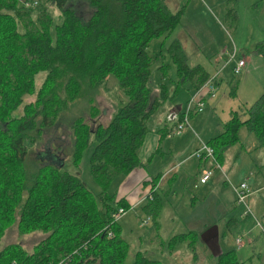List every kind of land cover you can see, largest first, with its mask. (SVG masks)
<instances>
[{
    "label": "trees",
    "instance_id": "trees-1",
    "mask_svg": "<svg viewBox=\"0 0 264 264\" xmlns=\"http://www.w3.org/2000/svg\"><path fill=\"white\" fill-rule=\"evenodd\" d=\"M70 1L86 3L93 9L86 23L67 7ZM163 3L0 0V240L14 223L21 236L37 231L45 235L30 254L19 244L4 247L0 264L125 263L129 244L114 216L131 205L124 199L114 203L109 188L117 177L128 176L141 166L138 152L148 134L147 123L164 102L172 99L166 82L151 85L152 67L163 57L164 43L180 24L184 10L171 13ZM50 5L59 11L56 17ZM225 16L234 30L235 12L229 9ZM155 39L162 40L161 51L151 57L147 48ZM169 50L176 68L177 80L169 79L175 84V94L184 84L195 93L213 76L203 65L190 67L177 48ZM255 52L264 58V42ZM167 68L165 64L159 67L163 79ZM42 74L45 78L37 87L36 78ZM112 82L121 95L116 96L108 123L96 121L100 112L93 99H88V121L76 118L70 125L71 144L65 150L68 162L61 160L29 173L25 162L30 148L55 125L66 104L74 102L82 90L108 93ZM237 84L235 81L231 88L233 97ZM263 106L264 93L253 106L243 109L245 119L233 113L223 131L207 141L218 163L224 151L239 143L242 127L264 147ZM91 141L94 148L89 170L100 190L97 194L66 170V165L78 169ZM154 187L147 195L151 200L147 199L142 209L155 218L162 202L152 192ZM189 234L172 237L170 242ZM130 264L163 263L137 252ZM214 264L244 262L238 260L235 251H226L217 253Z\"/></svg>",
    "mask_w": 264,
    "mask_h": 264
},
{
    "label": "rangeland",
    "instance_id": "rangeland-1",
    "mask_svg": "<svg viewBox=\"0 0 264 264\" xmlns=\"http://www.w3.org/2000/svg\"><path fill=\"white\" fill-rule=\"evenodd\" d=\"M164 2L169 12L175 13L183 8L184 14L180 24L164 43L163 57H159L152 67L151 85L162 83L161 75L164 72L162 73L159 67L168 65L164 82L171 87L172 99L165 102V105L176 104L184 110L183 112L187 110V101L194 91L184 84L175 94L173 92L175 84L172 85L173 83L169 82V79L177 80L176 68L172 63L169 48L173 51L177 48L190 67L201 64L206 67L208 73L219 74L215 98L206 96L203 112L195 114L194 118L190 117L188 120L189 126L194 124L196 130L194 132L197 135H199L198 132H202L208 137L212 135L210 132L214 124L222 123L223 125L235 112L239 118L245 119L247 116L243 114V109L253 106L264 93V58L255 52L257 45L264 42V0H164ZM67 7H70L83 23L88 21L91 14L89 12H92L82 2L70 1ZM49 8L52 16L56 17L59 14L53 5ZM229 9H232L237 16V26L234 30L231 29L230 19L225 16ZM161 42V39H155L149 44L147 53L151 57L159 55ZM173 43L175 44L172 45ZM233 54L235 57L232 59ZM214 56L216 60L211 59ZM239 58H244L246 66L240 75L234 77L232 67ZM44 78V74L36 78L37 87L42 84ZM235 81L238 84L233 97L230 93ZM109 87L111 88L108 93L101 89L94 94L82 90L74 102L66 104L55 125L45 130L40 140L30 148L25 162L29 173L32 174L44 165L61 160L68 162L69 158L65 150L69 149L71 144L70 125L76 118L88 121V99H93L95 107L100 112L96 121L102 125L108 123L116 107V96L121 95L116 83L112 82ZM91 94L92 97H90ZM159 112L155 117L159 115ZM238 137L239 143L229 148L231 149L228 153L231 155L230 161H226L227 158L224 160V165L228 164L229 168L228 178H226L232 185L245 183L251 194L246 199L245 205L232 207L233 191L228 184H225L221 188L224 190L221 201L225 211L223 207L211 209L214 220L220 218L219 224L212 231H205V233L208 236L217 231L220 233L219 243L215 245L213 243L212 247H209L210 252H216L219 247H222L225 252L235 251L238 260L244 264H264V147L259 145L255 136L245 127L239 130ZM60 147L63 148L61 151ZM93 148L94 143L91 141L78 169L66 165V170L80 177L84 185L97 194L100 190L94 183L89 170V157ZM126 177H117L109 188V194L114 195V203L124 199L131 205L130 209L118 219L121 236L128 242L130 249L124 264H130L137 252L159 261L160 255L167 250L169 238L175 233L185 232L181 224L176 225V222L178 217L192 212L193 191L188 186L184 189L183 185H180L175 196L169 200L164 196L166 201L163 199L158 216L154 218L142 209L147 204L149 183H143L142 177L136 180L129 179L125 183ZM226 178H224L225 181ZM257 185L262 190L254 192ZM155 196L162 201L160 194L156 193ZM246 207L251 211L252 216L242 219ZM233 217L240 219L237 226H231L229 222ZM254 219L261 228L255 227ZM194 223L195 221L192 222ZM44 237L41 231L21 236L17 223H14L1 238L0 250L12 244H19L30 254ZM239 237L242 238V246L237 249L235 239ZM187 243L192 244L190 241ZM189 252L191 256L188 259L197 255V252ZM181 256H185L184 252ZM181 261L183 264L193 263L191 260L179 261L178 259L175 264ZM167 264H170V259Z\"/></svg>",
    "mask_w": 264,
    "mask_h": 264
},
{
    "label": "crops",
    "instance_id": "crops-1",
    "mask_svg": "<svg viewBox=\"0 0 264 264\" xmlns=\"http://www.w3.org/2000/svg\"><path fill=\"white\" fill-rule=\"evenodd\" d=\"M83 4L88 6L90 11H92L89 12L91 13L89 15L90 18L94 11L88 4ZM211 59L216 60V57H211ZM211 75L214 74L212 73ZM165 80L166 77L164 79L162 78V83H165ZM167 89L169 98H171V87H169L168 84ZM158 111H160L159 115L155 117L156 114H154L147 123L148 134L138 152L141 166L129 174L124 182L126 183L129 179L136 180L142 177V182L149 183L150 189L153 185H155L152 192H155V194L158 193L162 196V204L163 199L165 200L164 196L167 200L175 196L180 185H183L182 187L184 189H186L187 186L191 188L193 191L191 209L192 212L196 211V213L191 212L188 215L186 214L178 217L176 225L181 224L183 229H185V232L183 230L184 233H175L171 236V238H169L167 250L163 252L164 254L160 255L159 261L163 264H167V261L170 259V264H175L178 259L179 261L181 259H185L191 260L193 262L192 264H206V262H209L207 264H214V258L217 253L225 251L222 250V247H219L216 252H210L209 247H212L213 243L214 245L219 243L218 236L220 233L217 231L208 236L205 231H212L213 228L217 227L219 224L220 218L214 220L211 209L223 207V211H225V206L221 201L224 190L221 188L224 187L225 184H228L229 186L232 185V183L227 180L229 170L228 164L227 166L224 165L225 158H227L226 161H230L231 155H228V153L231 149L224 151V158L221 162L218 163L214 158L217 163V167L210 159L198 160L194 158L192 154L198 150L201 145H206L207 141L212 137L219 135L223 131V125L226 122L223 125L222 123L214 124L213 129L210 132L212 135L208 137L204 136L202 132H198L199 135H197L194 132L196 131L194 124L192 126H188V128H186L180 135L171 136L170 130L175 125L178 115L182 114L184 110L176 106V104L167 106L164 102ZM194 115L191 119L195 117ZM151 122L152 125H150ZM204 170H212L213 174L205 184H200L199 179ZM224 178H226V181ZM156 179L157 181L154 182ZM261 190L262 189L257 185L254 192H259ZM149 191L150 190L148 189V192ZM232 200V207H236V204L234 203L235 200L233 198ZM246 218L247 217H242V219ZM194 221L195 223L192 224ZM229 222L231 226H237L240 219L233 217L229 220ZM255 222V227L261 228L256 219ZM257 223L259 224V227L257 226ZM186 234L189 235L180 239L178 238L177 241L170 242L172 237ZM237 239L238 238L235 239V244ZM187 241H190L192 244L187 243ZM241 246L242 241L240 246L236 244L237 249L241 248ZM189 251H193L195 253L197 252V255L188 259L191 256ZM183 252L185 256H181V253ZM179 264H183V261L179 262Z\"/></svg>",
    "mask_w": 264,
    "mask_h": 264
},
{
    "label": "built area",
    "instance_id": "built-area-1",
    "mask_svg": "<svg viewBox=\"0 0 264 264\" xmlns=\"http://www.w3.org/2000/svg\"><path fill=\"white\" fill-rule=\"evenodd\" d=\"M234 54L232 55V59L234 58ZM245 67V62L242 58H239L237 62L233 65L232 73L235 76L240 75L243 68ZM218 73L213 75L208 79V81L199 89L197 90L188 100L186 105V111L182 114V119L180 122L175 124L172 129L170 130L171 136H178L180 135L186 128H188V120L192 114L202 113L206 96L211 99L215 98V90H216V81L218 78ZM192 156L198 160L203 159H210L213 164L217 167V163L214 159V152L213 149L207 145H201V147L196 150ZM212 177V170H204L202 175L199 179L200 184H205L210 178ZM233 194L235 204L238 205H245L246 199L249 197L251 192L249 191L248 187L245 183H240L238 185H230ZM147 199L151 200V197H147ZM123 209H119L118 212L114 216V221H118V219L125 213ZM244 217H251V211L246 207V211L244 212ZM255 220V219H254ZM259 227V224L257 223ZM111 235V233L109 234ZM236 244L238 246L241 245V239L238 238L236 240ZM58 264H64L63 261H60Z\"/></svg>",
    "mask_w": 264,
    "mask_h": 264
}]
</instances>
